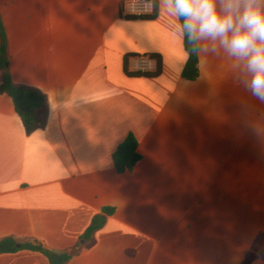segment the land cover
Wrapping results in <instances>:
<instances>
[{"label":"crops","instance_id":"0c3cea01","mask_svg":"<svg viewBox=\"0 0 264 264\" xmlns=\"http://www.w3.org/2000/svg\"><path fill=\"white\" fill-rule=\"evenodd\" d=\"M121 2L0 0L10 80L47 101L45 126L26 134L0 93V240L60 257L107 208L95 244L62 264H239L264 232V104L207 42L184 79L179 20L155 0L153 20L127 21ZM143 54L160 74L125 75ZM129 134L139 160L118 172ZM0 264L51 262L18 250Z\"/></svg>","mask_w":264,"mask_h":264},{"label":"clouds","instance_id":"9594fccd","mask_svg":"<svg viewBox=\"0 0 264 264\" xmlns=\"http://www.w3.org/2000/svg\"><path fill=\"white\" fill-rule=\"evenodd\" d=\"M180 32L207 42L205 52L222 49L238 71L244 91L264 104V0H162ZM137 66L145 61L138 60Z\"/></svg>","mask_w":264,"mask_h":264},{"label":"trees","instance_id":"16d2710c","mask_svg":"<svg viewBox=\"0 0 264 264\" xmlns=\"http://www.w3.org/2000/svg\"><path fill=\"white\" fill-rule=\"evenodd\" d=\"M124 0H122L123 2ZM154 4L153 13L143 16H122L120 4V16L127 21H146L153 20L156 17V2L151 0ZM181 23V21H179ZM6 36L4 29L0 23V93L6 94L13 104L14 112L19 117L21 124L26 134H30L37 129H42L46 123L47 117V101L43 94L39 91L13 84L10 80L7 71V52H6ZM183 46L187 54V60L183 67L181 76L187 80H194L198 75L197 69V42L189 40L183 35ZM138 55H128L124 59L123 71L129 77H144L154 78L160 74L161 63L158 56L153 55L157 59V68L152 73L130 72L127 68V62L130 57ZM137 141L131 134L118 145L112 154V163L118 172L131 171L136 162L139 160V155L136 152ZM112 214L111 209L104 208L101 213L95 215L87 229L81 235L79 243L71 249V253H64L60 255V259L65 263L71 256L79 254L83 250L91 248L95 244V233L103 227L106 217ZM16 243L11 238H4L0 240V254L14 253L18 250H28L34 252H41L49 261L52 255L51 252L42 249L35 244H21L19 248L15 247ZM260 259L264 262V232L258 231L249 247L244 253L239 264H251L254 260Z\"/></svg>","mask_w":264,"mask_h":264},{"label":"built area","instance_id":"2783aa9c","mask_svg":"<svg viewBox=\"0 0 264 264\" xmlns=\"http://www.w3.org/2000/svg\"><path fill=\"white\" fill-rule=\"evenodd\" d=\"M154 4L151 0H124L121 6L122 16H143L153 13ZM145 61L143 66H137V61ZM127 68L130 72L152 73L157 68V59L151 54L133 56L128 59Z\"/></svg>","mask_w":264,"mask_h":264},{"label":"water","instance_id":"95a60500","mask_svg":"<svg viewBox=\"0 0 264 264\" xmlns=\"http://www.w3.org/2000/svg\"><path fill=\"white\" fill-rule=\"evenodd\" d=\"M15 247L19 248L20 245L16 244ZM50 262H51V264H62V261H61L60 257L58 255H56V254H52L51 255Z\"/></svg>","mask_w":264,"mask_h":264}]
</instances>
